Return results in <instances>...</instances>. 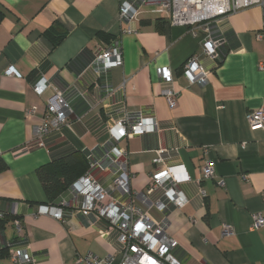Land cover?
Masks as SVG:
<instances>
[{
  "label": "crops",
  "instance_id": "1",
  "mask_svg": "<svg viewBox=\"0 0 264 264\" xmlns=\"http://www.w3.org/2000/svg\"><path fill=\"white\" fill-rule=\"evenodd\" d=\"M123 1L0 0V211L23 224V236L17 237L6 223L0 243L20 242L34 264H77L76 257L88 251L100 257L115 252L117 232L102 218L88 224L69 207L63 221L37 214L38 205L52 202L36 170L71 153H80L88 168L86 155H102L109 123L125 111L153 116L157 126L117 144L128 152L133 176L130 194L111 190L113 199L145 208L139 195L151 173L181 165L189 178L179 188L188 202L166 213V232L178 243L173 254L180 264H264V227L250 228L253 214L264 216V128L252 129L246 119L264 105V0L209 26L210 35L225 38L219 59L202 54L203 30L193 34L188 26L169 24L154 3L140 6L129 23L119 20ZM127 26L137 31L126 33ZM61 31L65 35L53 47L46 33ZM114 40L122 64L99 75L90 62ZM194 53L207 71L200 85L182 73ZM158 67L170 69L168 85L179 91L173 106L162 94ZM41 76L49 87L38 95L32 85ZM55 90L66 95L68 121L35 136ZM159 148L165 150L162 163L153 165ZM207 161L214 175L204 178ZM91 173L109 185L108 168ZM149 214L163 217L154 208ZM223 224L233 234L223 235Z\"/></svg>",
  "mask_w": 264,
  "mask_h": 264
},
{
  "label": "built area",
  "instance_id": "2",
  "mask_svg": "<svg viewBox=\"0 0 264 264\" xmlns=\"http://www.w3.org/2000/svg\"><path fill=\"white\" fill-rule=\"evenodd\" d=\"M262 2L263 0H125L119 5V20L129 23L135 18L140 6L154 3L156 11L164 14L169 24L188 26L193 34L197 29L203 30L206 36L203 40L202 54L219 59L225 38L223 33L218 37L210 35L209 26L235 11ZM136 31L137 29L132 26H127L124 30L126 33ZM258 37L261 38L262 35L259 34ZM121 64L122 55L118 40H114L109 48L96 54L90 62V66L99 75H106L110 68ZM156 73L165 84L162 94L168 104L173 106L179 91L168 85L172 80L170 69L158 67ZM182 73L192 83L200 85L206 81L207 71L200 63L199 53H194L185 60ZM48 87L49 83L43 76L32 85L33 91L38 95L45 92ZM70 112L65 93L55 90L46 100L41 121L34 126L35 136L45 135L66 124ZM246 119L252 129L264 128V105L247 112ZM156 126L157 121L153 116L124 111L120 117L109 123V139L103 145L102 155L97 158L87 154L86 172L55 202L38 205L37 214H49L63 221L65 207H69L79 213L86 223L90 224L94 219L102 218L117 232V248L114 253L100 257L88 251L76 257L77 264H180L173 254L178 243L166 232V213L174 208H182L188 202L179 188L180 183L189 178L183 166L168 165L151 173L145 192L139 195L146 204L145 208L132 201L118 203L111 195V190L130 194L129 182L133 176L129 168L128 152L117 144L131 136L154 132ZM164 151L162 148L156 150L153 165H161V155ZM94 168L110 170L111 181L108 186H104L92 175L91 170ZM202 175L204 178L213 177L211 161L205 162ZM217 183L223 185L222 180H218ZM155 192H159V196L152 199L151 196ZM201 194L205 195L204 190H201ZM151 208L161 212L163 217L159 220L151 217L149 214ZM12 225L16 236H23V224L19 217L15 216ZM260 227H264V216L255 213L250 228ZM221 232L223 235H231L233 228L229 224H223ZM5 245L8 246L9 258L13 264H34L33 255L20 242Z\"/></svg>",
  "mask_w": 264,
  "mask_h": 264
},
{
  "label": "trees",
  "instance_id": "3",
  "mask_svg": "<svg viewBox=\"0 0 264 264\" xmlns=\"http://www.w3.org/2000/svg\"><path fill=\"white\" fill-rule=\"evenodd\" d=\"M4 16V11L0 5V21ZM47 37L55 47L60 43L65 35L64 31L50 35ZM102 39L107 40L105 36ZM87 169L85 158L80 153H71L52 161L46 165L37 168V177L45 191L47 198L51 202H55L57 197L62 194L81 174ZM15 216H10L0 211V232L4 230L6 223H12ZM8 246L0 243V264H13L9 258Z\"/></svg>",
  "mask_w": 264,
  "mask_h": 264
},
{
  "label": "water",
  "instance_id": "4",
  "mask_svg": "<svg viewBox=\"0 0 264 264\" xmlns=\"http://www.w3.org/2000/svg\"><path fill=\"white\" fill-rule=\"evenodd\" d=\"M83 55V54H82ZM3 245H5V243L2 242Z\"/></svg>",
  "mask_w": 264,
  "mask_h": 264
}]
</instances>
